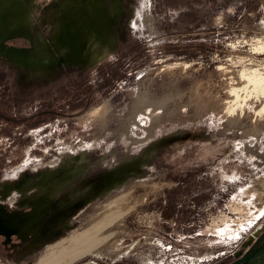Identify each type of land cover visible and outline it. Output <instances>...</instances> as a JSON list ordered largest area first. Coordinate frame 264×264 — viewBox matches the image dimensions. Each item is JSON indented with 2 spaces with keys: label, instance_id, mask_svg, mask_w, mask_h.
<instances>
[{
  "label": "rangeland",
  "instance_id": "obj_1",
  "mask_svg": "<svg viewBox=\"0 0 264 264\" xmlns=\"http://www.w3.org/2000/svg\"><path fill=\"white\" fill-rule=\"evenodd\" d=\"M3 65L59 93L0 104L7 264H264V0H0Z\"/></svg>",
  "mask_w": 264,
  "mask_h": 264
},
{
  "label": "trees",
  "instance_id": "obj_2",
  "mask_svg": "<svg viewBox=\"0 0 264 264\" xmlns=\"http://www.w3.org/2000/svg\"><path fill=\"white\" fill-rule=\"evenodd\" d=\"M130 35H128V31L125 30L124 32V42L120 45V50L118 52H124L125 46L128 43V38ZM124 48V49H123ZM15 75L13 73L12 69L5 68V65H3L0 69V80L8 82V79L13 78ZM83 75L78 76V78H82ZM43 84H37L32 83L31 85L24 87V88H18L17 86L13 85V88H9L10 85H7L10 91H12V94L8 96L7 103L10 107H17L21 104L33 101L35 99V96H32L33 93H39V98H36V101H43L42 103L45 104V102L49 101L51 98H55L59 93L58 92H44L43 90ZM12 89V90H11ZM48 112V111H47ZM166 217H170V215L166 214Z\"/></svg>",
  "mask_w": 264,
  "mask_h": 264
},
{
  "label": "flooded vegetation",
  "instance_id": "obj_3",
  "mask_svg": "<svg viewBox=\"0 0 264 264\" xmlns=\"http://www.w3.org/2000/svg\"><path fill=\"white\" fill-rule=\"evenodd\" d=\"M12 79V78H11ZM9 80V79H8ZM13 80V79H12ZM32 83H37V84H40V83H38L37 81H34V82H32ZM32 83H30V84H28V85H25V86H19V85H17V82H16V77H15V79H14V86H17L18 88L20 87V88H24V87H27V86H29V85H31ZM44 84V83H43ZM7 85H9V83L8 82H6V81H1L0 80V88L2 87V90H3V92L4 93H6L7 92V90H8V93L5 95V98H4V96H3V94L2 93H0V104L1 105H4V106H6V107H8L9 109H16V110H19V111H24V110H27V108L29 107V106H32L33 108H37V107H41V109H40V111H39V115L40 116H43L44 115V110H43V107H44V104L42 103L43 101H36L35 99L36 98H39V93H33L32 94V96H35V99L33 100V101H28V102H25V103H23V104H21L20 106H17V107H10L9 105H8V103H7V99H8V96L9 95H11L12 94V91H10L9 90V88L7 87ZM6 88H7V90H6ZM11 88H13V87H11ZM12 90V89H11ZM4 98V99H3ZM7 104V105H6ZM35 105L37 106V107H35ZM1 116V115H0ZM39 204L40 203H38V204H36L30 211H28V212H26V214L28 215V214H30V213H33V212H36L37 211V213H38V215H39V218L41 217L42 218V214H41V209H42V206L41 207H39ZM2 209V206L0 205V210ZM2 213V212H1ZM26 214H24V215H26ZM0 216H3V213L2 214H0ZM41 220V219H40ZM40 220H38V222L40 221ZM37 222V223H38ZM37 223H35V224H37ZM4 231V230H3ZM6 232H8L7 230H5ZM8 234H10V233H8ZM22 239L19 237V235H17V234H15V233H11L10 234V237H5L4 238V241H3V243H5V244H9L11 247H14L15 245H20V244H22ZM92 263H93V261H91Z\"/></svg>",
  "mask_w": 264,
  "mask_h": 264
},
{
  "label": "bare ground",
  "instance_id": "obj_4",
  "mask_svg": "<svg viewBox=\"0 0 264 264\" xmlns=\"http://www.w3.org/2000/svg\"><path fill=\"white\" fill-rule=\"evenodd\" d=\"M264 83V80H261V84ZM116 219V218H115ZM114 218L107 219L104 224L99 225L96 227L95 231L92 232V234L86 238H84V241L81 242V244L76 245L73 247V252L66 258L63 259L62 257V264H69L73 262V260L77 259L78 257L82 256L83 254L90 251V249L93 247V242L91 241L94 237H96L97 233L102 230V228H106L109 223H112ZM13 233V228H9ZM16 229H14L15 232ZM17 231V230H16ZM71 250V249H70Z\"/></svg>",
  "mask_w": 264,
  "mask_h": 264
},
{
  "label": "water",
  "instance_id": "obj_5",
  "mask_svg": "<svg viewBox=\"0 0 264 264\" xmlns=\"http://www.w3.org/2000/svg\"><path fill=\"white\" fill-rule=\"evenodd\" d=\"M44 201H45V203L43 205H41L42 207L45 206V205H48L50 203L47 200H44ZM44 201L39 202V203H43ZM1 217H3V216H0V218ZM1 219L5 223L4 227H5L6 230H8L9 228H14V229L17 230V231L15 230V232H17L15 234H22V233L29 232L31 227H33L35 225V223H37L38 220L41 219V217L38 219L37 211H36V212L30 213L28 215L27 214L26 215H22L21 217H19L17 219H14V220H7L5 218L4 219L1 218Z\"/></svg>",
  "mask_w": 264,
  "mask_h": 264
},
{
  "label": "built area",
  "instance_id": "obj_6",
  "mask_svg": "<svg viewBox=\"0 0 264 264\" xmlns=\"http://www.w3.org/2000/svg\"><path fill=\"white\" fill-rule=\"evenodd\" d=\"M0 264H7V261H5L3 258H0Z\"/></svg>",
  "mask_w": 264,
  "mask_h": 264
}]
</instances>
